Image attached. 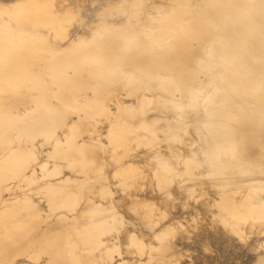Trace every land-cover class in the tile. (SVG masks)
<instances>
[{
	"label": "rangeland",
	"instance_id": "374dc122",
	"mask_svg": "<svg viewBox=\"0 0 264 264\" xmlns=\"http://www.w3.org/2000/svg\"><path fill=\"white\" fill-rule=\"evenodd\" d=\"M6 1H9V0H6ZM13 1L17 2L18 0H13ZM27 1L29 2V4L34 2L33 0L32 2L31 0H27ZM48 1L50 2V10L48 12V19L52 26V30L41 27L40 25L36 26L35 28L29 25L28 29H11V28L6 29V31H8L9 33L5 31V33L3 34V38L5 39H3L4 41L0 43L1 47L9 46L6 40L11 38L14 33L13 38L15 39L16 41L15 43H17V45L14 44L15 48H12L13 50H8L10 57L0 59V72L2 73V77L9 78L10 83H8V86L13 91L12 97H8V95L10 94L9 90L7 89L4 90L3 99L4 100L10 99V103H13L14 105H17L19 107H26L34 103V100L27 96V91H26L28 89L33 90L34 86H36V88H38L39 91H41V92L38 91L40 94L39 99L45 100V97L49 92V85L47 82L49 77L50 78L51 77L60 78V79L68 78L71 81L70 83L74 84V81L72 80L74 77L80 76L84 78H92L94 76L95 80H100L97 82L98 89L96 93H101V94L108 93L106 92V89H105L107 86L106 78H107V74L109 70L108 65L103 64V65H96V66L90 67V64H88V68H87L88 70L84 71L83 69L85 68L80 66V63H78L75 60V54H77L78 50L82 48L81 44H83L84 38H86L89 33L95 34L97 29L101 27L104 28L107 25L108 21L110 22L112 20H116V21L123 20V18L120 15H116L115 18L110 17L109 14H111L112 11L113 12L115 11L114 9L116 8V6H121V5L126 6L125 9L128 10V13H129V15L126 17L127 21H137L140 23L157 21L159 26L157 27L152 26V28L150 27L149 29H167L166 27H162V24L172 22V25L169 28L172 31L160 33L157 36V38H159V41H160L159 46L157 48L158 54L161 55L160 66L163 69L164 68L172 69L174 71L177 70L179 72H182L184 70H190L191 72H193L196 78H199L201 80V82L205 81L207 77L202 75V70L199 66L196 65V61L205 59L206 58V52H205L206 47L210 43H214L215 38L213 37L212 29H252L253 30L252 32H254L258 38H260L259 39L260 42H257L254 44H251L252 42L249 40H244L243 41L244 43L241 44V46L236 49V55L238 59L237 67L242 72V74L235 76L229 73L226 75V78L228 79L229 82L234 81L235 85L234 87H232L233 89L229 88L228 90H226L225 88L224 90L220 91L221 88H219L218 86H215L212 90V91H215V93L210 91L211 93L208 94V96L215 94L216 100L224 104V107L227 108L225 110L226 113L224 114L225 118L227 119L226 121H228V123L226 124V129H225V131H227L226 139L229 141V144H230L229 147L231 151L230 153L234 160L232 162L233 163L232 166H230L227 163L225 164L221 163L218 156H215V160L217 163H219L218 167L220 170V173L219 175H217V178L228 179L229 181L228 184L219 183L218 186H215V185L208 186L206 183L209 180L214 179L216 173L213 172L212 170L205 169V167L202 166V164H199V166L197 167L188 165L189 163L187 162V159H190V155L188 154V152L191 148L188 145L184 144V142H186V139L182 140L181 141L182 143L177 142L176 148L172 152L170 149V146L168 145L169 143L166 140H163L160 137L157 139L153 135L152 136L149 135L150 134L149 129L145 125H142L139 123V121L143 119L141 117L139 118V115L137 113L138 96H135L134 93L132 94V92H128V91L118 93L117 94L118 99L117 97H114L112 101H110L109 103L111 104V106L109 105L108 115L103 116L98 112L93 113L92 120L94 122L93 123L94 127H92V130H91L92 133L90 134V138L92 141L94 140L93 143L94 144L96 143V145L99 147L101 151L98 156V161L100 164L104 165V169L100 173V175H101V180L104 186V192L106 191L105 192L106 197L105 199L96 197L95 199L96 204L92 206V208H89L87 210V215L93 218L94 225H91V226L99 228L105 234L103 236L104 240H106L108 236L109 237L106 241H103V242L100 241L99 245L96 246L94 251L92 250V245H89L87 249H88V252H90L89 254H91L92 258L96 260L97 264L99 261H100L99 264H150V263L151 264H163V263L164 264H176V260H179V264H182V263H185V264L195 263L196 264L198 263L199 260L200 261L198 264H205L204 262L206 261L208 257L214 261L216 260L215 262L212 261L211 259L210 261L207 260L209 263L211 262L210 264H212V262H214V264H225V262H228L227 264H229L233 258H235L234 260L236 262L232 260L234 262H231L230 264L232 263L242 264L245 260L244 258L245 256H247V259H246L247 261L248 260L251 261V262L245 261L247 264H264V250H263L264 249V233H263L264 232V179H262L264 177V170H263L264 169V143H262L261 141L253 137L254 130L258 128H264V114L258 113L256 111L257 104L252 105L249 100V99L255 100L257 98L254 94L255 90L257 91L258 89L261 88L263 89V92H264V39L261 36L262 35L261 33L264 32V4L259 3L258 0H164V1L163 0H156V1L155 0H48ZM60 9L62 10L60 11ZM74 9L75 11H73ZM22 14H23L22 12H18V17L19 18L26 17L25 19L28 20L29 22L34 21L32 15L30 16L29 14L27 16L26 15L22 16ZM69 21H72L71 25H69ZM213 21L219 23L220 26L212 25ZM83 23H86V24H83ZM66 24H68L67 28H65ZM130 29H134V28L131 27L130 25L120 24L119 26H115V33L117 35H121V34L128 32ZM40 30H42L43 33ZM55 32L57 35L55 34ZM33 34H36L41 37L42 39L41 43L45 44V42H48V43L50 42V44L52 45V47H54V49L55 48L58 49V52L54 56V58L46 59V61H44L43 59L39 57L40 54L44 51V48L42 47V44L40 43L35 44V45L31 43V36ZM53 43L55 45H53ZM217 48L225 49L226 47L217 46ZM167 53H171L172 57L169 59L165 58V55ZM17 55H19V58L16 57ZM91 63L93 62L91 61ZM37 71L39 72L37 73ZM247 72H249L250 74H248ZM248 77L250 78L249 82L251 84V89L253 92L244 94L241 88L244 86L246 87V89H249V85L247 84ZM92 82L93 81L88 79V81H86L85 84L90 85V83ZM220 83L223 84L224 82H220ZM69 93H70L69 86L68 88L59 87V89H56V96L60 100L65 98ZM165 93H169V90L167 88H165ZM141 94L146 95L147 97L153 95V93L149 91H145ZM234 94H236V98H238L240 101H235ZM117 103L122 104L123 108L127 111L129 116H131L130 119L127 121L128 122L127 125L128 126L129 124L134 125V129H128L127 127L125 130L126 133L124 132L123 134L114 133L112 129V124H114L116 121H119V118H120L119 117L120 112H118ZM128 104L132 106L133 108L130 107ZM155 109L157 110V112ZM152 110H153V115L158 116L162 114L161 112L164 111V108L160 106L159 107L155 106L154 108H152ZM55 113L56 111L54 107L49 108V115L52 116ZM195 116L196 114L191 112L189 116L191 122L185 125V127L188 128L190 132L194 131V128H195L193 124ZM247 118L249 119L247 120ZM254 118L256 119L254 120ZM137 128L140 130H138ZM131 132H133L132 135H135L137 138L136 137L134 138L131 136L130 137L131 140H129L130 138H128L127 136L131 135L129 134ZM64 139H65L64 136H62L61 141H60L61 145H66V142L64 141ZM134 139H137V140H134ZM158 140L160 141L157 142ZM111 144L112 145L117 144L116 146H119V148H116L114 151H120L121 150L120 146H124V144H130L131 148L133 147L132 149L133 151L132 150L129 151L128 155L125 158V161L128 165H129V162L130 164L133 162V164L138 167L139 169L138 171L142 173L140 177L138 176L135 179L134 183H132L131 178H127L128 184H126L125 186H122L119 184V181L121 182L124 179L120 178L121 176L114 172L113 164L111 163L112 161ZM101 148H103V150ZM161 149H163L164 151ZM153 153L154 154L157 153L155 158L159 159L158 161L163 160L162 162L166 161L164 163L168 162V164H170V166L173 168L174 172L163 174L164 178L161 177L160 180L157 178L154 180L152 176L150 175V163H151L150 159L154 156ZM131 154L133 155L132 157H131ZM147 158H149L148 161H147ZM171 158H174L172 159L173 161L171 160ZM40 162H42L41 159H39L35 164L40 163ZM38 167L39 165L37 164V167L35 168L33 167V169H30V171H28V176L30 179H32L31 177H33L32 180H36L37 178L41 177V172L39 169H37ZM146 175L148 178L146 177ZM141 179H143V181ZM158 180L160 182H165L166 185L163 186L164 187L163 189L165 192H167L166 198L168 199L160 198L159 194L154 190L153 183L154 181L159 182ZM180 181L182 182V184L178 186ZM204 182L206 185L203 184ZM196 183L198 185L195 186ZM181 187L184 189H182ZM141 188L142 190H140ZM207 189L209 192L207 191ZM185 190L188 192H186ZM127 191L130 192V193L128 192L129 194L134 193L133 195L137 198L136 200H138L137 202L139 204L143 201H153L154 202V208L157 209L158 211L157 213L160 214V217L157 218L156 227L153 231H149L145 227V225L142 224L143 222H142V219L140 218V215H137V214L134 215L127 208L128 206L126 207L125 201L128 202V200L125 199L124 197L125 195H127ZM142 194L143 196H141ZM73 200L74 201L71 202L70 204L58 203V204L53 205L52 207H60L61 212H63V215L65 216L64 219L65 218L67 219L65 220L64 219L63 220L53 219L52 221H45L44 219H41L39 222H40V226L42 230L43 228L48 230L47 227L50 224H57V225L74 224L75 219L73 218L75 217H73V215H76L75 213L77 211L76 207H78L79 213L81 211L80 209L81 207L79 208L78 204H76L77 202L76 198H74ZM113 201L116 206L112 203ZM99 202H104L106 204H100ZM156 202L158 203V205ZM159 203H162L161 205L163 207L159 206L160 205ZM223 206H224V209H223ZM32 207L33 209L35 208L36 210H40V212L43 214H45L44 211L53 210L52 207H50L48 204H45L42 202L34 204L32 205ZM49 208H51V210ZM63 208L67 209V210L65 209V211H67V215H65L66 213ZM71 216L73 218H70ZM80 217H82V215ZM118 218H121V219H118ZM169 218L171 219L169 220ZM172 219L174 220L172 221ZM174 223L175 225H173ZM205 228H206V231H205ZM200 229H202V231H200ZM169 235L171 236V238ZM205 235L207 236L205 237ZM208 235H211L212 238H216V240L213 239V241L216 243H214L210 239V236ZM214 235H216V237ZM197 236H198V239H197ZM200 236H202V238ZM220 236L224 240L220 239L221 238ZM257 236H258V239H257ZM183 238L184 240L185 239H188V240L184 241ZM207 238L209 240H207ZM132 240L133 242H130ZM176 240L178 241V243L176 242ZM217 240H219V242H217ZM221 240L225 241V243L222 242ZM182 241H184L185 244L182 243ZM170 242L173 244V246ZM174 242L177 245L181 243L182 246L178 247L177 245H175ZM192 242H195V243L193 244ZM136 244H137V248L135 246ZM224 244H227V247H226L228 248L227 253H225L223 249L226 246ZM101 245H103V247ZM183 245H186L188 250ZM201 245L204 248L201 247ZM219 245H222L223 248H221ZM191 246H193L194 252L191 250ZM216 246H218L221 249L219 250V248L218 247L216 248ZM196 247L199 249H197ZM239 247L241 248L243 247L244 249L242 248V250L245 251V252L243 251V253L247 255L243 257V255L241 256L242 253L238 254L237 252L241 251ZM232 248L234 249L236 248V249L233 251ZM138 249L139 250L141 249L140 252ZM237 249L239 251H236ZM231 250L233 254L231 253ZM219 251L220 252L223 251L222 254H220ZM198 252L202 254L201 255L199 253L200 257L197 254ZM235 252L237 255H235ZM168 253H170V255ZM118 254L119 256H117ZM219 254L221 255V258ZM228 254L230 256L233 255L232 256L233 258L232 259L231 257L227 258ZM223 255L225 256L227 255V256L224 257ZM238 255L240 256L238 257ZM44 256L46 258H49L51 255H47V254L42 255V257ZM249 256H251V258ZM222 257H224V259L227 258L228 261L224 262V259ZM240 257L241 258L243 257L242 258L243 262L240 259ZM202 258L204 259L203 263L201 262L203 260ZM237 258H239L240 261ZM23 260H26V259H23ZM162 260L164 262H162ZM167 260H169L170 262ZM207 261L206 263L209 264ZM245 262L243 264H246ZM44 263H46V261H44Z\"/></svg>",
	"mask_w": 264,
	"mask_h": 264
},
{
	"label": "bare ground",
	"instance_id": "6f19581e",
	"mask_svg": "<svg viewBox=\"0 0 264 264\" xmlns=\"http://www.w3.org/2000/svg\"><path fill=\"white\" fill-rule=\"evenodd\" d=\"M33 1L34 2H32V0H31L33 5H32V3L29 4V2L27 0H18L17 2H15L13 0H9V1H6V0L2 1L1 0L0 1V43H2L4 41L3 39H5V38H3V34L5 33L6 29H10V28L11 29H28L29 25L33 26L34 28L36 26L40 25L41 27L52 30V26H51L49 19H48V12L50 10V2L48 0H33ZM165 2H167V1H165ZM258 2L264 4V0H258ZM55 3H57V2H55ZM55 7H56V5H55ZM125 8H126L125 5L116 6V8L114 9L116 12L114 11L115 12L114 13L112 11V13L109 15L111 18H115L116 15H120L123 18V20L122 21L112 20L110 22L108 21V23L106 22L107 25L104 28L103 27L98 28L97 31L95 32V34L89 33L87 35V37L84 38L83 44H81L82 48L80 50H78L77 54H75V60L78 63H80V66L85 68V69H83L84 71L88 70L87 69L88 64H90V67L96 66V65H103V64L108 65L109 70H108V74H107V78H106L107 86L105 88L106 92H108L107 94L96 93V91L98 89L97 82L100 80H95L93 75H92L93 76L92 78H84V77H80V76L74 77L72 79L74 81V84L70 83L71 81L68 78L60 79V78H52V77L50 78L49 77L47 80L48 85H49V92L46 95L45 100L39 99V97H40L39 92H41V91H39V89L36 88V86H34L33 90H31V89L26 90L27 96L32 98L34 100V103H32L31 105H28L26 107H19L17 105H14L13 103H10V99H5V100L3 99L4 90H6V89L9 90L10 94L8 95V97H12L13 91L8 86V83H10L9 78L2 77V73L0 72V224H6L5 226L0 225V244L3 240H14V243L16 245H18V247H19V251H18L19 253H17V255H15L14 257L26 259V260L20 261L19 264H34L33 262L29 261L30 259H32V256H31V253H29L28 247L31 245L32 239L35 236L42 235L44 233L50 234L51 239L54 240L53 242L47 243L48 248L46 250H49L48 251L49 253H47L48 255L50 254V255L56 257L60 254L59 253L60 249H65L66 250L65 253L67 254L69 264H97L96 260L92 258L91 254H89L90 252H88L87 248L89 245H98L99 243L97 240V235L98 234L102 235L103 232H102V230H98L96 227L91 226L92 223H94V221H93V218L91 216L87 215V210L89 208H92V206H94L96 204V202H95L96 197L105 199V197H106L105 192L106 191L104 192V186H103V183L101 180V175H100V173L104 169V165L100 164L98 161V156H99L101 151H100L99 147L96 145V143L95 144L93 143L94 140L92 141L90 138V134L92 133V131H91L92 127H94L92 115L95 112H98L103 116L108 115L109 114V105L111 106V104H109L110 101H112V99L114 97H117V99H118L117 94L120 92L128 91V92H132V94L134 93L135 96H138L137 113L139 115V118L141 117L143 119V120H140L139 123L142 125H145L149 129V132H150L149 135H151V136L153 135L157 139L160 137L163 140H166L169 143L168 145L170 146V149L172 152L175 150L177 142L182 143L181 141L186 139V142H184V144L188 145L191 148L190 150L188 149L189 150L188 154L190 155V159H187V162L189 163L188 165L193 166V167H197V166H199V164H202V166H204L205 169L212 170L213 172L216 173L214 179H211V180L207 179V180H209L206 183L208 186H212V185L218 186L219 183H224V184L229 183L228 179L217 178V175H219L220 170L218 167L219 163H217L215 160V156H218L221 163H223V164L227 163L230 166H232V164H233L232 162L234 160L231 153H230L231 151H230V147H229V145H230L229 141L226 139V132L227 131H225V129H226V124L228 123V121H226L227 119L225 118L224 114L226 113L225 110L227 108L224 107V104H222L216 100L215 94H212L209 96H208V94L211 92L215 93V91H212L215 86H218L219 88H221L220 91L224 90L225 88H226V90H228L229 88L234 87V85H235L234 81L229 82L228 79L226 78V75L229 73L232 75H235V76L242 74V72L237 67L238 59H237V55H236V49L238 47H240L241 44L244 43L243 42L244 40H249L252 42L251 44H254V43L260 42V40H259L260 38H258L255 35V33L252 32L253 31L252 29H212V34H213V37L215 38L214 43H210L206 47V49H205L206 58L196 61V65L199 66L202 70V75L207 77L205 81L201 82V80L199 78H196L195 75L193 74V72H191L190 70H184L182 72H179L177 70L174 71L172 69H166V68L163 69L160 66L161 55L158 54V52H157V48L159 46L160 41H159V38H157V36L160 33L172 31L171 29H169L172 25V22L162 24V27H166L167 29H149L150 27L152 28V26L153 27L159 26L157 21L147 22V23H140L137 21H127L126 17L129 15V13H128V10H126ZM61 10L62 9H60V11ZM73 11H75V9ZM165 11H167V10H165ZM18 12H22L23 13L22 16L23 15L27 16L29 14H30V16L32 15L34 21L29 22L28 20L25 19L26 17L19 18ZM237 23H239V22H237ZM71 24H72V21H69V25H71ZM83 24H86V23H83ZM120 24L130 25L134 29H130L128 32H126L124 34L117 35L115 33V26H119ZM212 25L220 26L219 23L214 22V21L212 22ZM84 26H86V25H84ZM67 27H68V24L65 25V28H67ZM40 31H42V30H40ZM6 32H8V31H6ZM42 33H43V31H42ZM55 34H56V32H55ZM261 34H262L261 35L262 38L264 39V32ZM13 35H14V33H13ZM13 35L11 38L6 40L9 44V46H5V47L0 46V59L10 57L8 50H13L12 48H15L14 44L17 45V43H15L16 41L13 38ZM43 37H44V35H43ZM59 38H60V36H59ZM78 38H80V37H78ZM41 40H42L41 37L36 35V34H33L31 36V43L33 45L40 43V44H42V47L44 48V51L40 54L39 57L41 59H43L44 61H46V59L54 58V56L58 52V49H56V48L54 49V47H52L50 42L49 43L45 42V44L41 43ZM53 45H55V44L53 43ZM217 46L218 47H224L225 46L226 48L225 49L224 48L218 49ZM18 47H20V46H18ZM16 57L19 58V55H17ZM171 57H172L171 53H167L165 55V58L169 59ZM146 60H147V62H146ZM91 61L93 63H91ZM138 64H140V65H138ZM11 65H13V64H11ZM38 72L39 71H37V73ZM247 73L250 74L249 72H247ZM88 79L93 81L92 83H90V85L85 84V82L88 81ZM233 79H234V77H233ZM219 81L224 82V83L221 84ZM249 81H250V78L248 77L247 84L249 85V89H246V87H244V86L241 88L242 91L244 92V94L253 92L251 89V84ZM68 86L70 89V93L65 98H63L62 100L58 99L56 96V89H59V87H67L68 88ZM165 88H167L169 90V93H165ZM145 91L152 92L153 95L147 97L146 95L141 94ZM135 93H137V94H135ZM254 94L257 98L255 100L249 99L250 103L252 105L257 104L256 111L258 113L264 114V92H263V89L260 88L257 91L255 90ZM234 97H235V101H240L238 98H236V94H234ZM155 106H158V107L160 106V107L164 108V111L161 112L162 114L160 113L161 115H158V116L153 115L152 108H154ZM51 107H54L55 111H56V113L52 116L49 115V108H51ZM117 107H118V112H120L119 113L120 118L118 117L119 121H116L114 124H112V129H113L114 133H118V134H123L124 132L126 133L125 130L127 127H128V129H134V125H131V124H129V126L127 125L128 124L127 121L130 119L131 116H129L127 111L123 108L122 104L117 103ZM130 107H132V106H130ZM156 112H157V110H156ZM191 112L196 114L195 119H194V123H193L195 128H194V131H192V132H190L188 130V128L185 127L186 124L191 122L190 117H189ZM98 113H97V115H98ZM248 119L249 118H247V120ZM255 119L256 118H254V120ZM136 126H138V125H136ZM138 130H140V129H138ZM96 131H95V133H96ZM129 134H131V135H128V136L126 135L128 138H130L131 136L134 138L136 137L135 135H132L133 132H131ZM134 134H136V133H134ZM242 135H244V134H242ZM62 136H64V138H65L64 141L66 142V145H61V143H60ZM253 137H255L256 139H258L259 141L264 143V128H258L256 130H254L253 131ZM115 140H116V138H115ZM129 140H131V138ZM134 140H137V139H134ZM159 141L160 140H158L157 142H159ZM133 142H135V141H133ZM143 144H145V143H143ZM116 145L117 144H114V145L111 144V149H112V156H111L112 161H111V163L113 164L114 172L116 174L120 175L121 176L120 178L124 179L121 182L119 181V184L122 186H125L126 184H128L127 178H131L132 183H134L135 179L138 176L140 177L142 173H140L138 171L139 170L138 167L136 165H134L133 162L131 164L129 162V165H128L125 161L126 156L128 155L129 151H131L133 149V147L131 148L130 144H124V146H120V149H121L120 151H114L116 148H119V146H116ZM101 149L103 150V148H101ZM185 149H187V148H185ZM161 150H163V149H161ZM179 151H180V149H179ZM150 152H152V151H150ZM133 153H135V152H133ZM156 154L157 153H155L154 156L150 159V162H151L150 163V175L152 176V178L154 180L156 178L160 180V178L164 176L163 174L173 173L174 170L170 166V164H168V162L164 163L166 161L162 162L163 160L158 161L159 159L155 158ZM132 156L133 155L131 154V157ZM149 158H147V161ZM39 159H41L42 162L37 163L39 165V167L37 169L40 170L41 177L37 178L36 180H32L33 177H31L32 179L29 178L28 171H30V169H33V167L34 168L37 167V164H35V163ZM172 159H174V158H171V160ZM178 161H180V160H178ZM136 164H138V163H136ZM110 169H111V167H110ZM178 169H179V167H178ZM146 177H147V175H146ZM262 179H264V177ZM141 180L143 181V179H141ZM197 183L195 184V186L198 185ZM146 184H147V182H146ZM181 184H182V182L180 181L178 186H180ZM203 184H205V182ZM164 185H166L165 182L154 181L153 188L159 194L160 198L168 199V198H166L167 192H165L163 189ZM122 186H120V187H122ZM133 187H134V185H133ZM139 188H140V186H139ZM232 188H234V187H232ZM182 189H184V188H182ZM201 189H203V188H201ZM208 189H207V191H208ZM140 190H142V188ZM151 191H153V190H151ZM181 191H183V190H181ZM128 192L129 191H127V195H125V197H124L125 199L128 200V202L125 201L126 204L125 203L124 204L126 205V207L128 206L127 208L134 215L135 214L140 215V218L142 219V222H143V223L142 222L141 223L144 224L145 227L149 231H153L156 227V220L158 217H160V214L157 213L158 212L157 209L154 208V202L153 201H143L139 204L137 202L138 200H136L137 198L133 195L134 193L129 194L130 192L129 193ZM186 192H188V191H186ZM252 192H253V190H252ZM71 194H73V195H71ZM216 195H218V194H216ZM141 196H143V194ZM74 198H76L77 202L76 201L75 202H76V204H78L79 208L81 207L80 213H81L82 217H80L81 215L78 212V207H76V210H77L75 212L76 215H73V217H75V218H73L72 216L70 217V218L75 219L74 224H72V225L50 224L47 227L48 230H46L44 228L42 230V228L40 226V222H39L41 219H44L45 221H52L53 219L63 220L65 217L63 215V212H61L60 207H52V206L55 204H58V203L70 204L71 202L74 201L73 200ZM238 198H240V197H238ZM221 199H223V198H221ZM116 201H118V200H116ZM252 201H254V200H252ZM40 202L48 204L50 207H52L53 210L52 211H44L45 214H43L40 212V210H36L35 208L33 209L32 205L40 203ZM99 203L100 204H106L104 202H99ZM112 203L114 204V201ZM159 204H160L159 206H162L161 205L162 203H159ZM157 205H158V203H157ZM186 205H188V204H186ZM258 206H259V204H258ZM188 207H190V206H188ZM158 208H160V207H158ZM49 209L51 210V208H49ZM65 209H64V211H65ZM120 209H122V208H120ZM223 209H224V206H223ZM171 210H173V209H171ZM65 213H66L65 215H67V211H65ZM188 213H186V214H188ZM230 213H231V211H230ZM236 213H237V211H236ZM261 213H263V212H261ZM174 214H176V213H174ZM98 216H99V214H98ZM109 216H110V214H109ZM224 217H225V215H224ZM181 218H182V216H181ZM65 219H67V218H65ZM118 219H121V218H118ZM170 219L171 218H169V220ZM173 220L174 219H172V221ZM175 220H176V218H175ZM178 220H180V219H178ZM224 220H222V221H224ZM112 222H114V221H112ZM159 222H161V221H159ZM195 222H197V221H195ZM8 223H14V225L7 226ZM136 223H137V221H136ZM182 224H184V223H182ZM228 224H230V223H228ZM173 225H175V223ZM168 226H170V225H168ZM162 228H163V226H162ZM206 228H205V231H206ZM180 230H181V228H180ZM200 231H202V229H200ZM217 232H218V230H217ZM185 233H187V232H185ZM197 233H198V231H197ZM201 233H203V232H201ZM222 234H224V233H222ZM159 235H160V233H159ZM212 235H213V233H212ZM94 236L96 237L95 241H93ZM206 236L207 235H205V237ZM208 236H210V239L212 241H213V239L216 240V238H212L211 235H208ZM214 236L216 237V235H214ZM108 237H107V239H108ZM191 237H193V236H191ZM200 237L202 238V236H200ZM170 238H171V236H170ZM208 238H207V240H209ZM76 239H78V244L76 242ZM197 239H198V236H197ZM220 239H222V237ZM226 239H227V237H226ZM257 239H258V236H257ZM106 240H104V241H106ZM180 240H181V238H180ZM180 240H179V242H180ZM183 240H184V238H183ZM185 240H188V239H185ZM203 240H205V239H203ZM222 240H224V239H222ZM184 241H182V243H184ZM130 242H133V240ZM164 242H166V241H164ZM176 242L178 243L177 240H176ZM217 242H219V240H217ZM222 242L225 243V241H222ZM192 243L194 244L195 242H192ZM214 243H216V242H214ZM228 243H229V241H228ZM81 244L83 247L82 248V255L80 252L78 253V251H80V245ZM137 244L135 245L136 248H137ZM179 244H181V243H179ZM179 244L177 245L175 243V245H177L178 247H181L182 244L181 245H179ZM202 244H203V242H202ZM207 244H205V245H207ZM76 245H78L77 246L78 248L76 247ZM151 245H152V243H151ZM224 245H226L225 246V248H226L227 244H224ZM101 246L103 247V245H101ZM172 246H173V244H172ZM183 246H185V248H187L186 245H183ZM219 246L221 248H223L222 245H219ZM239 246H240V244H239ZM102 247H101V249H102ZM105 247H106V245H105ZM201 247H203V246L201 245ZM217 247L218 246H216V248ZM221 248H219V250ZM225 248H223V249H224L225 253H227L228 248H226V249ZM239 248L241 251H239L238 249L236 250V251H239V252H237L238 254L242 253L241 256L243 255V257L245 255H247V254L243 253V251H244V250H242L243 247L242 248L239 247ZM193 249H194L193 246H191V250L194 252ZM197 249H199V248H197ZM232 249L234 251L236 248L235 249L232 248ZM133 250H134V248H133ZM140 250H139V252H140ZM187 250H188V248H187ZM206 250H208V249H206ZM35 251L38 252L39 254H42L45 250L43 248H39V249L37 248ZM167 251H168V249H167ZM211 251H213V250H211ZM191 252H189V253H191ZM222 252L223 251H221L220 254H222ZM130 253H131V251H130ZM199 253L200 252H198L197 254L199 255ZM231 253L233 254L232 250H231ZM168 254L170 255V253H168ZM220 254H219V256L221 258ZM194 255H193V257H194ZM235 255H237L236 252H235ZM117 256H119V254ZM223 256L226 257L227 255L226 256L223 255ZM232 256H230L228 254L227 258L231 257V259H232L233 258ZM239 256L240 255H238V257ZM122 257H124V256H122ZM199 257H200V255H199ZM206 257H208V256H206ZM206 257H205V259H206ZM224 257H222V258L224 259ZM249 257L251 258V256H249ZM208 258L206 259V261L207 260L210 261L211 258H209V259ZM227 258L224 259V262L228 261ZM242 258L240 257L241 260H242ZM244 258H245L244 262L247 261L246 260L247 256H245ZM234 259L235 258H233L232 260H234ZM237 259L239 260V258H237ZM81 260L83 263L81 262ZM232 260H231V262L235 261V260L234 261H232ZM167 261H169V260H167ZM199 261H198V263H199ZM203 261H204V259L201 262L203 263ZM206 261L204 262L205 264H207ZM212 261H214V260H212ZM99 262H98V264H99ZM162 262H164V261L162 260ZM214 262H212V264H214ZM242 262H243V260H242ZM247 262H251V261L248 260ZM198 263H196V264H198ZM227 263L228 262H225V264H227ZM176 264H179V260H176ZM182 264H185V263H182ZM232 264H235V263H232ZM237 264H239V263H237Z\"/></svg>",
	"mask_w": 264,
	"mask_h": 264
},
{
	"label": "crops",
	"instance_id": "0c3cea01",
	"mask_svg": "<svg viewBox=\"0 0 264 264\" xmlns=\"http://www.w3.org/2000/svg\"><path fill=\"white\" fill-rule=\"evenodd\" d=\"M0 225L5 226L6 224H0ZM12 225H14V223H8L7 224V226H12ZM65 225H67V224H65ZM92 225H94V224L92 223ZM43 226H45V225H43ZM97 229L100 230L99 228H97ZM104 235H105L104 233L102 235H100V234L97 235L98 243H100V240L104 241V238H103ZM95 238L96 237L94 236L93 241H95ZM53 241L54 240L51 239V236L48 233H44L42 235L35 236L32 239L31 245L28 247L29 253H31V256H32V259H30L29 261L33 262L34 264H69V260L67 258V254L65 253V251H66L65 249H60L59 250L60 254L58 253L59 255L56 257H54L52 255L49 258H46L45 256L42 257V255L49 253L48 252L49 250H46L48 248L47 243H50ZM76 242L78 244V239H76ZM98 245H92V250L94 251L96 246H98ZM77 246L78 245H76V247ZM37 248L38 249L43 248L45 251L42 254H39L38 252L35 251ZM82 248L83 247L81 244L80 245V251H78V253L80 252L81 255H82ZM18 251H19V247H18V245H16L14 243V240H3L0 244V264H19V262L25 258L14 257L15 255H17V253H19ZM44 261H46V263H44ZM81 262H82V260H81Z\"/></svg>",
	"mask_w": 264,
	"mask_h": 264
}]
</instances>
